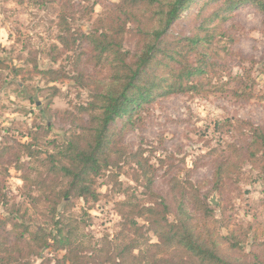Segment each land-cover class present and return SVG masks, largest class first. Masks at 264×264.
I'll return each mask as SVG.
<instances>
[{
  "label": "rangeland",
  "instance_id": "obj_1",
  "mask_svg": "<svg viewBox=\"0 0 264 264\" xmlns=\"http://www.w3.org/2000/svg\"><path fill=\"white\" fill-rule=\"evenodd\" d=\"M232 1L238 0H191L172 25L161 46L178 52L180 61L159 57L148 70L153 95L112 125L105 155L113 164L99 171L94 201L59 200L67 184L48 172V157L82 132L88 116L81 107L92 100L94 80L111 70L86 43L66 51L59 24L65 16L76 34L104 32L125 18L122 0H0V264H56L65 251L50 246L52 239L41 249L34 238L55 231L59 215L80 222L77 238L98 262L137 239L142 246L125 254V264H198L176 246L155 255L144 245L158 243L151 221L165 223L166 215L175 225L185 218L180 206L221 255L237 264H264V145H249L264 128V12L249 2L229 8ZM126 10L141 20L125 23L121 37L135 59L145 40L140 33L155 21L147 24L148 14ZM198 33V45L185 40ZM200 63L204 74L195 83L166 74ZM50 69L61 72L59 79L45 73ZM78 70L82 83L74 79ZM191 84L198 88L188 90ZM135 159L145 164L147 177ZM145 206L158 216L136 215ZM123 212H131L141 236L122 231ZM232 241H241L243 250H231ZM8 244L20 251L9 255Z\"/></svg>",
  "mask_w": 264,
  "mask_h": 264
},
{
  "label": "trees",
  "instance_id": "obj_2",
  "mask_svg": "<svg viewBox=\"0 0 264 264\" xmlns=\"http://www.w3.org/2000/svg\"><path fill=\"white\" fill-rule=\"evenodd\" d=\"M191 0H122L121 10L125 18L113 22L108 30L99 33L98 29L90 33L76 34L70 29L65 16L61 18L60 35L58 39L66 51L73 50V46L86 43L94 51L97 60H104L110 65V72L107 77H99L94 80L95 93L92 100L85 106L81 107V113L88 116V121L82 126V132L76 134L72 139H69L64 145L58 146L55 153L49 154L48 163L51 167L48 169L50 174L61 177L59 183H65L67 186L59 192V200L67 199L73 196L83 198L84 200H97V192L94 188L96 177L104 165H112L108 155H105V150L109 146L111 136L113 134L112 125L119 118L135 113L141 106L148 102V99L153 95L152 87L155 86V81L149 78L148 70L156 65L159 57L166 56L173 62L180 61L177 56L178 52L170 51L165 46H161L165 36L169 32L172 25L179 19L183 11L188 7ZM237 2L254 3L260 10L264 12V0H238ZM236 1L228 3V7H233ZM138 9L143 11V17H147V24L155 21V25L151 29H147L140 34L144 37V43L141 48V53L135 56V59L130 57L129 51H124L122 48L121 37L125 31V23L135 20L140 23L138 15L134 11H128L127 8ZM190 44L198 45L201 42L200 33L193 37L185 38ZM77 48V47H76ZM80 48V46H78ZM84 51L78 53L75 57L79 60L84 54ZM56 59V58H55ZM191 65L187 68V72L179 70V72H168L166 74H176V78L180 81L189 80L195 83V77L203 73L204 64ZM45 73L51 75L52 80H57L61 72L59 70H47ZM204 74V73H203ZM168 76H160L159 78L166 80ZM85 75L78 70L74 79L82 83ZM183 86L179 85V89ZM198 84H191L188 90H195ZM177 89V88H176ZM264 145V128H257L254 132V138L249 145L260 143ZM29 150V143L24 144ZM6 150L8 147H5ZM256 152V151H255ZM251 155L255 156L256 153ZM29 155L33 156L32 150H29ZM142 171V176L149 173L145 169V164L139 160H134ZM25 181H29L27 176H24ZM149 182L151 180L149 179ZM58 200V201H59ZM134 208V207H133ZM167 210V206H165ZM58 203L51 208L52 217L57 214ZM180 210L185 218L180 220L178 224L170 225L167 222L166 215L163 217L162 223L160 220L151 221L154 226V232L158 236V243L144 242L155 251V255L165 253V248L176 246L188 253L189 256L195 258L198 264H237L235 261L221 255L215 244L209 243L203 236H200L192 226L187 212L180 206ZM147 214L152 216L157 215L155 207H143L138 216L143 217ZM128 217L130 213L123 212L122 231L130 232L134 230L136 235L141 236V227L137 222H131ZM56 230L45 233L44 236L34 238L41 249L46 247L49 239H52L53 245L57 250H64L65 254L62 258H57L56 264H125L128 251H135L142 246V243L137 239H131V243L127 248H122L115 257H109L105 262H98L93 254H90L89 249L85 246L83 238H77L80 222L73 216L66 217L59 215L54 222ZM172 243H174L172 245ZM29 245L27 244V247ZM40 247V246H39ZM229 247L233 251H242L241 241H232ZM5 251L11 255L15 251L13 244H8ZM134 260H138V256L133 254ZM176 258L185 259L187 257L177 255ZM3 262V261H2ZM170 264L172 261H167ZM4 263V262H3ZM152 264H159L157 260ZM161 264V263H160ZM179 264V263H178Z\"/></svg>",
  "mask_w": 264,
  "mask_h": 264
}]
</instances>
